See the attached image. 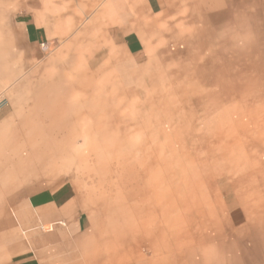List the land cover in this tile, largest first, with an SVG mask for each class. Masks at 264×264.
Masks as SVG:
<instances>
[{
	"label": "crops",
	"instance_id": "0c3cea01",
	"mask_svg": "<svg viewBox=\"0 0 264 264\" xmlns=\"http://www.w3.org/2000/svg\"><path fill=\"white\" fill-rule=\"evenodd\" d=\"M169 55L198 93L153 99L207 102L191 133L219 145L187 187L176 143L143 159L88 143L121 132V102L168 87ZM0 97V264H264V207L249 222L239 200L260 179L233 176L241 134L264 149V0H0Z\"/></svg>",
	"mask_w": 264,
	"mask_h": 264
},
{
	"label": "rangeland",
	"instance_id": "374dc122",
	"mask_svg": "<svg viewBox=\"0 0 264 264\" xmlns=\"http://www.w3.org/2000/svg\"><path fill=\"white\" fill-rule=\"evenodd\" d=\"M173 49L172 46L169 45V50ZM174 50V49H173ZM177 58L175 55H169V71L167 72V76L163 78H167L168 87H148L145 89L143 94L137 92L134 95L136 102H124L120 104V128L121 132L118 134H101V135H91L88 136V143L96 144L102 143L104 145V150H95L93 153L97 154L99 158H109L111 157V150H106L105 147L115 146L116 142L118 143L119 149L114 151L113 153L116 154L114 156L117 159L127 158V144L129 142L136 145L135 157L137 159H143L144 154L149 152V148L152 143H161V142H173L176 143L179 148L182 149L183 157H184V166H183V173H184V183L187 187L190 186L191 181V174H193L197 168L192 165V163L196 162L198 158H207V155L214 156V153H219L217 151L218 143L213 142L212 138L214 136L206 135V134H192L191 130L194 126H204L207 119H203V112L206 111L208 103H190V105L195 108L194 110L197 111L198 116L191 120L190 116H192L193 109L184 108L183 106L186 105L181 101L176 102L175 99H171V101L166 102H159L153 99L154 95L157 96L163 94L169 96L168 98H172L170 96H178V100H181L183 96H192L193 94L197 95L198 88L191 87V78L192 72L183 70L179 64H177ZM177 66V67H176ZM203 73V72H202ZM205 73V72H204ZM201 72H196L194 77H198ZM159 72L156 73L157 79L159 76ZM189 80L188 85L183 86L184 81ZM159 83V80H158ZM206 90V88H204ZM147 90V91H146ZM166 94H165V92ZM206 92V91H205ZM200 94V93H199ZM123 95V93H121ZM126 95V94H125ZM159 100V98H157ZM178 109H177V108ZM177 112L179 113V119L176 118ZM233 117H236V114H232ZM162 116V119L159 121V117ZM123 122V123H122ZM128 122L130 123L129 126L131 127L130 130L132 132L124 133L127 129H123L124 125L128 126ZM159 126V127H158ZM232 126L234 130L239 131L241 126L232 122ZM248 129L250 130L252 124L248 125ZM135 128V129H133ZM157 128H161L165 133H158ZM184 131V133L175 134L172 133L173 129ZM122 131H124L122 133ZM188 132V133H187ZM242 138L245 139L247 142L245 144L246 150L238 149L236 150L234 157L239 160V164H242L241 167L233 168V176L238 174L246 175L249 171H253V175H257L256 178H259L256 188H252L247 191V184L242 185V196L239 199L242 202L243 207H247L248 210V221H260L262 214V210L264 207V149L256 151L255 145L256 143H252L251 139L255 138L254 135L248 134H241ZM217 137V136H215ZM236 137H239L236 135ZM235 137V138H236ZM166 138V139H165ZM264 144V142H263ZM100 148V146H96ZM148 150H145V148ZM259 147H262V142L260 143ZM95 157V156H93ZM253 159V160H252ZM241 160V161H240ZM259 160V161H258ZM233 162V161H232ZM242 162V163H240ZM258 162V163H254ZM260 162V163H259ZM234 163V162H233ZM248 164H250L248 166ZM75 170H80L79 167L74 168ZM111 167H88L87 173L89 176H95L96 173H100L101 170L103 173L110 170ZM221 179H226L225 177ZM227 180V179H226ZM98 185V183H96ZM102 185V184H99ZM107 185V184H103ZM112 185V184H110ZM256 186V185H255ZM241 187V185H240ZM250 210H260L250 211Z\"/></svg>",
	"mask_w": 264,
	"mask_h": 264
},
{
	"label": "built area",
	"instance_id": "2783aa9c",
	"mask_svg": "<svg viewBox=\"0 0 264 264\" xmlns=\"http://www.w3.org/2000/svg\"><path fill=\"white\" fill-rule=\"evenodd\" d=\"M6 105V100L3 97H0V110Z\"/></svg>",
	"mask_w": 264,
	"mask_h": 264
}]
</instances>
